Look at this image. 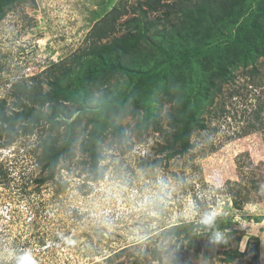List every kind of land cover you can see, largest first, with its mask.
Here are the masks:
<instances>
[{"label": "rangeland", "instance_id": "1", "mask_svg": "<svg viewBox=\"0 0 264 264\" xmlns=\"http://www.w3.org/2000/svg\"><path fill=\"white\" fill-rule=\"evenodd\" d=\"M140 1L15 2L0 19V98L13 107V83L48 79L52 64L89 44L94 23L112 7L128 8L122 23L140 14ZM183 57L158 53L167 64ZM257 69L236 68L203 111L206 128L192 133L194 147L158 166L164 132L143 131L142 116L132 114L122 119L124 138L107 132L99 178L80 162L87 154L79 144L75 158L62 159L55 179L63 189L34 180L45 175L37 162L42 126L0 148V264H15L13 254L24 251L36 264H264V57ZM170 108L163 99L164 131ZM210 211L225 233L219 245L199 223ZM188 222L192 231L176 229Z\"/></svg>", "mask_w": 264, "mask_h": 264}, {"label": "trees", "instance_id": "2", "mask_svg": "<svg viewBox=\"0 0 264 264\" xmlns=\"http://www.w3.org/2000/svg\"><path fill=\"white\" fill-rule=\"evenodd\" d=\"M17 1L0 0V19ZM141 1L140 14L122 23L128 8L121 2L112 7L94 23L89 44L52 64L48 79L13 83V107L0 98V148L45 128L37 157L45 175L34 179L39 185L58 183L59 163L75 158L78 144L87 154L80 162L99 178L103 140L108 131L126 136L122 119L128 114L142 116L143 131L152 125L164 132L157 150L164 156L154 159L155 165L189 152L192 133L206 128L201 115L222 83L233 80L239 66L257 73L264 57V0ZM156 12L155 19L148 16ZM120 27L126 30L116 35ZM163 50L184 60L167 64L158 58ZM191 50L198 54L186 53ZM163 99L171 103L169 131L161 124ZM175 226L186 233L194 229L193 222Z\"/></svg>", "mask_w": 264, "mask_h": 264}, {"label": "clouds", "instance_id": "3", "mask_svg": "<svg viewBox=\"0 0 264 264\" xmlns=\"http://www.w3.org/2000/svg\"><path fill=\"white\" fill-rule=\"evenodd\" d=\"M219 215L216 211L207 212L202 216L199 223L210 232L209 243L219 245L225 242V233L216 225V219ZM15 264H36L30 251H24L18 255L13 254Z\"/></svg>", "mask_w": 264, "mask_h": 264}]
</instances>
